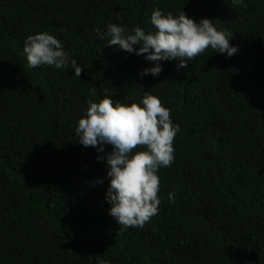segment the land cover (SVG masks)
Returning a JSON list of instances; mask_svg holds the SVG:
<instances>
[{
	"label": "trees",
	"instance_id": "1",
	"mask_svg": "<svg viewBox=\"0 0 264 264\" xmlns=\"http://www.w3.org/2000/svg\"><path fill=\"white\" fill-rule=\"evenodd\" d=\"M243 5L0 0V264H264V0ZM154 8L213 20L238 53L208 48L179 71L162 61L159 76L138 75L152 62L107 45L97 29L154 31ZM39 31L63 43L80 77L28 66L24 40ZM103 89L129 103L150 91L180 126L174 161L158 170V213L125 231L108 214L104 153L74 132Z\"/></svg>",
	"mask_w": 264,
	"mask_h": 264
},
{
	"label": "clouds",
	"instance_id": "2",
	"mask_svg": "<svg viewBox=\"0 0 264 264\" xmlns=\"http://www.w3.org/2000/svg\"><path fill=\"white\" fill-rule=\"evenodd\" d=\"M243 5V0H232ZM150 24L155 29L147 32L139 26L129 30L126 26L108 23L106 32L97 29L100 39L129 54L143 55L152 62L138 75L159 76L162 61H178L177 71L187 61L211 48L212 52L231 57L238 53L230 44L232 33L218 30L213 20L198 21L183 10L174 14L154 8ZM23 53L30 68L48 65L55 69H71L80 77L83 70L77 59L65 50L63 43L47 31L26 36ZM105 95L99 102L86 101L84 114L74 129L81 145L93 146L97 160L106 162V176L110 178L105 200L110 205L108 214L119 224V231L129 227H143L159 211L160 179L158 170L169 167L174 161L173 141L180 126L170 118L171 109L164 106L158 96L145 91L134 102L114 101ZM111 150L105 152V146ZM138 146H141L138 148ZM169 202L175 193H168ZM101 264H108L101 261Z\"/></svg>",
	"mask_w": 264,
	"mask_h": 264
}]
</instances>
